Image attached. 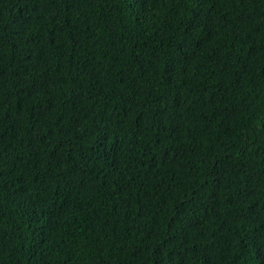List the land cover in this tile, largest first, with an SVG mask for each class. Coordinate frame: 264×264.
Masks as SVG:
<instances>
[{
	"label": "trees",
	"instance_id": "obj_1",
	"mask_svg": "<svg viewBox=\"0 0 264 264\" xmlns=\"http://www.w3.org/2000/svg\"><path fill=\"white\" fill-rule=\"evenodd\" d=\"M0 264H264V0H0Z\"/></svg>",
	"mask_w": 264,
	"mask_h": 264
}]
</instances>
